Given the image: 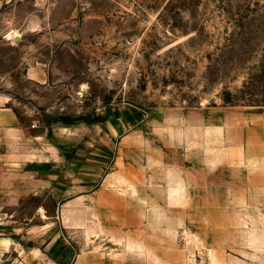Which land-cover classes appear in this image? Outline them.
Wrapping results in <instances>:
<instances>
[{
	"label": "crops",
	"instance_id": "obj_1",
	"mask_svg": "<svg viewBox=\"0 0 264 264\" xmlns=\"http://www.w3.org/2000/svg\"><path fill=\"white\" fill-rule=\"evenodd\" d=\"M71 127L54 130L46 158L31 144L43 134L0 94L17 176H48L59 197L56 227L0 215V264H264V105Z\"/></svg>",
	"mask_w": 264,
	"mask_h": 264
},
{
	"label": "rangeland",
	"instance_id": "obj_2",
	"mask_svg": "<svg viewBox=\"0 0 264 264\" xmlns=\"http://www.w3.org/2000/svg\"><path fill=\"white\" fill-rule=\"evenodd\" d=\"M0 94L43 134L31 144L46 158L54 130L109 114L263 106L264 0H11L0 9ZM14 152L0 145V215L58 226V190L43 174L17 176Z\"/></svg>",
	"mask_w": 264,
	"mask_h": 264
},
{
	"label": "trees",
	"instance_id": "obj_3",
	"mask_svg": "<svg viewBox=\"0 0 264 264\" xmlns=\"http://www.w3.org/2000/svg\"><path fill=\"white\" fill-rule=\"evenodd\" d=\"M104 119L105 118H97L96 120L91 121V123L102 122ZM76 121H79V120L67 121V122H64V123H65V125H71V124H74ZM91 123H88V124H91Z\"/></svg>",
	"mask_w": 264,
	"mask_h": 264
},
{
	"label": "bare ground",
	"instance_id": "obj_4",
	"mask_svg": "<svg viewBox=\"0 0 264 264\" xmlns=\"http://www.w3.org/2000/svg\"><path fill=\"white\" fill-rule=\"evenodd\" d=\"M9 34V33H8ZM13 37V36H12Z\"/></svg>",
	"mask_w": 264,
	"mask_h": 264
}]
</instances>
